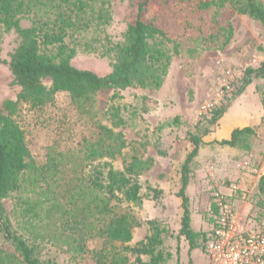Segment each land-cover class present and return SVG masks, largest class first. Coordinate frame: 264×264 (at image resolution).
<instances>
[{
	"label": "rangeland",
	"instance_id": "obj_1",
	"mask_svg": "<svg viewBox=\"0 0 264 264\" xmlns=\"http://www.w3.org/2000/svg\"><path fill=\"white\" fill-rule=\"evenodd\" d=\"M144 0H97L81 14H75L62 2L50 0L49 5L37 4L34 16L54 18L60 12L71 16L75 25L67 31L66 43L75 48L71 65L89 70L98 76L110 73L113 46L123 43L124 34L136 7ZM264 7V0H260ZM47 3V4H48ZM52 3V4H51ZM145 17L155 23L172 39L168 48L177 45L163 84L157 90L130 88L113 101V92L101 91L86 104L74 103L68 94L56 93L43 107L31 108L20 104L12 118L24 131L31 160L21 176L20 188L3 200V208L12 231L35 247L42 260L58 264H113L119 256L128 258L125 264H147L140 261L126 246H135L150 235L148 221H154L167 232L161 235L160 249L171 253L165 264H208L202 249L187 255V243L177 235L181 217L176 196L181 186L180 167L191 145L187 131L202 137L198 156L190 165L188 175V207L191 227L209 232L207 215L212 193L237 184L241 193H232L240 218L261 210L257 184L264 175V79H254L241 94L231 92L240 87L244 71L256 68L264 60V26L247 16L224 9L219 13L194 11L191 3L180 0H151ZM33 15L20 20L22 28L29 27ZM230 25L232 36L222 47L220 28ZM20 44L14 30H0V114L7 101L15 102L20 88L15 84L6 62ZM48 89L51 82L43 80ZM230 90H226V87ZM208 104L233 106L230 116H222L216 125H208L203 108ZM118 107L125 124L115 127L110 108ZM179 116L182 125L173 126ZM224 119V120H223ZM235 127H250L255 136L242 137L240 146L223 147L215 142L227 138L222 125L227 120ZM98 126L120 132L126 142L121 155L114 159L91 160L86 156V144L97 138ZM222 127V128H221ZM209 128V133L203 132ZM151 165L139 176L142 201L140 205L110 201L114 212L129 215L133 222V238L129 244L107 242L101 236L102 220L94 207L101 196L89 184L94 166L109 162L122 170L132 157ZM246 163V167L239 166ZM153 190L159 191L157 197ZM96 196V197H95ZM181 203V202H180ZM207 213V214H206ZM178 248V254L176 249ZM0 249L11 253L9 244L0 236ZM7 264H20L7 259Z\"/></svg>",
	"mask_w": 264,
	"mask_h": 264
},
{
	"label": "trees",
	"instance_id": "obj_2",
	"mask_svg": "<svg viewBox=\"0 0 264 264\" xmlns=\"http://www.w3.org/2000/svg\"><path fill=\"white\" fill-rule=\"evenodd\" d=\"M50 0H0V30H14L19 38L20 44L10 55L6 62L13 76L15 84L20 88L15 102L7 101L4 104L8 114H0V236L5 240L11 253L0 249V264H7V259H13L20 264H58L53 260H42L34 246L28 244L24 239L17 236L11 229L9 219L6 217L3 200L11 193L20 188L21 176L30 165V152L26 146L24 131L12 118L17 112L20 104H29L31 108L43 107L51 101L56 93L68 94L74 103H88L94 94L109 90L113 92V101L118 100L121 92L130 88L157 90L163 84L168 73L173 55H176L177 45L171 52L167 45L172 39L167 32L155 23V18L145 17L149 10L148 4L151 0L140 2L132 19L127 25L124 41L113 46V63L110 73L101 77L89 70H81L71 65L75 56V48L66 43L67 31L75 23L71 16L58 13L54 18H38L34 16L37 4L49 5ZM97 0H62L72 12L81 14L91 7ZM191 3L194 11L208 13L214 10L216 13L229 9L234 13L247 16L258 21L264 26V7L260 0H180ZM48 3V4H47ZM52 4V3H51ZM33 15V21L29 27L22 28L20 20ZM222 33V47L226 46L232 36L230 25L220 28ZM49 79L50 88L43 85V80ZM254 79H264V60L256 67H248L240 79V87L231 92L232 97L241 94ZM264 122V100H262ZM228 107L221 105L211 110L204 116L208 119V125L214 126L226 113ZM110 117L115 127L125 124L118 107L110 108ZM173 126L182 125L180 117L172 120ZM209 128L203 132L209 133ZM255 136V131L250 127L235 128L228 139L215 142L219 146L235 148L240 146L242 137ZM191 145V150L185 156L180 167L181 186L176 196L181 200L182 215L180 228L177 232L188 246L189 256L195 249L205 251L208 241L213 238L214 217L212 213L206 214L210 217L211 228L209 232L195 231L191 227V213L188 207V175L190 165L198 156L202 137L191 131H187L186 138ZM126 147L122 133L114 132L112 129L98 126L97 138L86 144V156L88 159H114L121 155ZM151 160L142 161L133 156L130 162L122 170L115 169L111 163L104 162L94 166L90 176L89 184L101 196H95L94 207L102 220L101 236L107 242L129 244L132 241L134 222L127 214L114 212L111 200L119 204L140 205L142 201L141 184L139 176L148 169ZM257 194L261 197L258 203L262 205L254 216L260 218L264 212V175L260 177L256 186ZM157 197L159 191L153 190ZM240 192L237 193L238 196ZM235 198L234 196L231 197ZM212 202V200H211ZM210 207V206H209ZM252 216V215H251ZM150 235H146L142 241L135 246H126L125 249L136 256L140 261L141 256L149 257L147 264H165L172 256L171 253L164 254L160 249L163 242L161 235L167 230L160 228L154 221H148ZM178 254V248L176 249ZM111 262L113 264H125L126 256L117 254ZM176 264H180L177 261ZM188 264H192L191 260Z\"/></svg>",
	"mask_w": 264,
	"mask_h": 264
},
{
	"label": "built area",
	"instance_id": "obj_3",
	"mask_svg": "<svg viewBox=\"0 0 264 264\" xmlns=\"http://www.w3.org/2000/svg\"><path fill=\"white\" fill-rule=\"evenodd\" d=\"M215 107L216 104H208L203 113L207 115ZM239 166L245 168L246 163ZM229 190L231 194L212 193L208 212L215 209L212 213L215 217L213 238L205 249L208 264H264V212L260 218L254 215L240 218L231 197L232 193H241V189L231 184Z\"/></svg>",
	"mask_w": 264,
	"mask_h": 264
},
{
	"label": "crops",
	"instance_id": "obj_4",
	"mask_svg": "<svg viewBox=\"0 0 264 264\" xmlns=\"http://www.w3.org/2000/svg\"><path fill=\"white\" fill-rule=\"evenodd\" d=\"M233 111V106H231V107H229V109L226 111V113L224 114V116L226 117V116H228V115H230L231 114V112ZM258 115H259V118H261L262 116H263V112H261V111H259L258 112ZM230 116H232L233 117V115H230ZM223 118V117H222ZM222 118H221V120H222ZM224 120V119H223ZM235 125H237V122H234V121H231L230 119L229 120H227L226 121V123H224L223 125H222V130L224 131V133H225V135L227 136L228 135V137L227 138H224V139H228L229 137H230V134H231V132L235 129V128H237V127H235ZM179 177H180V179H181V174L179 175ZM225 188L223 187V188H221V192H224L225 193ZM181 200L178 202V200H177V208H179V206H181ZM177 214L181 217V215H182V211L180 210V209H177ZM179 229V228H178Z\"/></svg>",
	"mask_w": 264,
	"mask_h": 264
}]
</instances>
